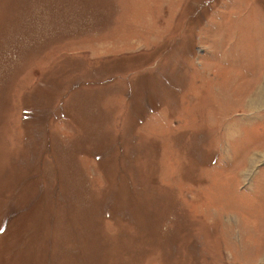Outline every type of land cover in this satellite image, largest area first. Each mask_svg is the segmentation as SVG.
Segmentation results:
<instances>
[{"label": "rangeland", "instance_id": "obj_1", "mask_svg": "<svg viewBox=\"0 0 264 264\" xmlns=\"http://www.w3.org/2000/svg\"><path fill=\"white\" fill-rule=\"evenodd\" d=\"M264 0H0V264H264Z\"/></svg>", "mask_w": 264, "mask_h": 264}, {"label": "bare ground", "instance_id": "obj_2", "mask_svg": "<svg viewBox=\"0 0 264 264\" xmlns=\"http://www.w3.org/2000/svg\"><path fill=\"white\" fill-rule=\"evenodd\" d=\"M262 92H263V93H262V98H261V99H262V102H261V103L264 104V88H262Z\"/></svg>", "mask_w": 264, "mask_h": 264}, {"label": "snow or ice", "instance_id": "obj_3", "mask_svg": "<svg viewBox=\"0 0 264 264\" xmlns=\"http://www.w3.org/2000/svg\"><path fill=\"white\" fill-rule=\"evenodd\" d=\"M3 230H4L3 228H0V233H2V232H3Z\"/></svg>", "mask_w": 264, "mask_h": 264}]
</instances>
